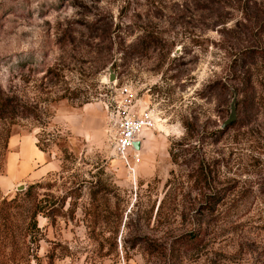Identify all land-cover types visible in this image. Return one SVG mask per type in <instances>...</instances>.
<instances>
[{
	"label": "rangeland",
	"instance_id": "374dc122",
	"mask_svg": "<svg viewBox=\"0 0 264 264\" xmlns=\"http://www.w3.org/2000/svg\"><path fill=\"white\" fill-rule=\"evenodd\" d=\"M111 65L155 114L135 175L106 117ZM0 89L34 107L0 201L69 195L39 217L40 264H264V0H0Z\"/></svg>",
	"mask_w": 264,
	"mask_h": 264
},
{
	"label": "trees",
	"instance_id": "16d2710c",
	"mask_svg": "<svg viewBox=\"0 0 264 264\" xmlns=\"http://www.w3.org/2000/svg\"><path fill=\"white\" fill-rule=\"evenodd\" d=\"M33 114V106L22 103L14 95H6L0 89V125L2 124L0 128V172L3 171L11 126L16 123L18 117H31ZM230 127L232 124L223 130H228ZM39 187H42L40 183L29 185L15 198L11 200L4 198L0 201V264H27L32 257L36 259L37 264H40L38 252L43 233L39 225V217L43 216L55 222L61 215L69 195L65 194L62 197L60 207H54L47 199H39L36 191ZM19 196L31 202V213H13V207H17ZM188 235H182L179 239L181 247L188 248L201 242V238H198L196 234ZM155 251L150 250L149 252ZM48 257L49 264H55V253L49 254Z\"/></svg>",
	"mask_w": 264,
	"mask_h": 264
},
{
	"label": "built area",
	"instance_id": "2783aa9c",
	"mask_svg": "<svg viewBox=\"0 0 264 264\" xmlns=\"http://www.w3.org/2000/svg\"><path fill=\"white\" fill-rule=\"evenodd\" d=\"M104 105L115 151L135 175L141 152L134 143L155 125L152 104L133 84L115 80L108 84Z\"/></svg>",
	"mask_w": 264,
	"mask_h": 264
},
{
	"label": "water",
	"instance_id": "95a60500",
	"mask_svg": "<svg viewBox=\"0 0 264 264\" xmlns=\"http://www.w3.org/2000/svg\"><path fill=\"white\" fill-rule=\"evenodd\" d=\"M108 79L109 81H114L117 79L116 74L114 73L113 69H112V65L109 68V75H108ZM232 92L234 94L231 104H230V114L228 116V118L224 121V123L222 124L221 128L225 129L227 127H229L232 123L235 122L236 118H237V112H236V101H237V92L235 89H232ZM135 147L139 150L140 149V145H141V140H137L134 143ZM24 188L23 184H20L18 186L19 190H22Z\"/></svg>",
	"mask_w": 264,
	"mask_h": 264
},
{
	"label": "bare ground",
	"instance_id": "6f19581e",
	"mask_svg": "<svg viewBox=\"0 0 264 264\" xmlns=\"http://www.w3.org/2000/svg\"><path fill=\"white\" fill-rule=\"evenodd\" d=\"M139 140H141V139H139ZM141 146H142V140H141V145H140V149H141Z\"/></svg>",
	"mask_w": 264,
	"mask_h": 264
},
{
	"label": "crops",
	"instance_id": "0c3cea01",
	"mask_svg": "<svg viewBox=\"0 0 264 264\" xmlns=\"http://www.w3.org/2000/svg\"><path fill=\"white\" fill-rule=\"evenodd\" d=\"M143 144V143H142Z\"/></svg>",
	"mask_w": 264,
	"mask_h": 264
}]
</instances>
